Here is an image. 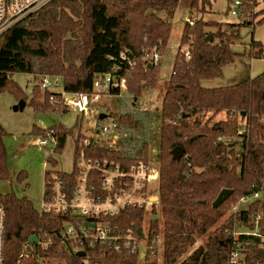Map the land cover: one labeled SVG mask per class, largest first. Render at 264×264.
Instances as JSON below:
<instances>
[{"label":"trees","instance_id":"obj_1","mask_svg":"<svg viewBox=\"0 0 264 264\" xmlns=\"http://www.w3.org/2000/svg\"><path fill=\"white\" fill-rule=\"evenodd\" d=\"M251 2L246 0L250 8ZM180 3L181 0H50L0 36V90L9 87L36 110L56 112L62 107L60 93L41 89L43 76L60 78L67 93H91L94 80L105 73L124 78L125 90L135 101L132 107L123 103L120 112L111 114L120 130L118 142L114 146L92 143L85 150L125 166L145 163L151 157L153 116L148 108L140 107L138 99L146 88L158 84L161 59L150 64V56L154 50L161 57L165 53L172 18ZM211 5L212 0H190L189 8L204 13L205 6ZM262 23L264 17L256 22ZM246 24L200 17L184 25L162 105L155 112L160 120L159 200L152 206L150 217L145 207L133 205L114 216L102 217V222L109 225L112 240L85 246L86 255L80 257L66 230L70 222L78 221L76 216L41 212L27 196L0 192L6 217L3 264H41L43 260L64 264H159L160 248L162 264H231L235 242L244 250L241 264H264L261 236L241 233L233 237L237 228L253 230L258 214L259 231H264V199L257 197L248 209L233 212L242 199L264 192V70L227 86L203 85L205 80L222 77L224 67L236 62L240 53L233 47L240 40V28ZM213 27L216 30H210ZM248 57L264 59L261 41L252 39ZM16 73L34 77L31 98L14 81ZM118 93L119 89H111L107 94ZM52 94L55 101L50 100ZM223 111L227 117L215 120ZM239 116L245 117L244 126ZM49 128L57 130L56 150H62L74 130L62 124ZM44 130L36 127V137ZM7 134L0 122V181L12 177ZM82 137L79 132L75 139L73 170L46 169L45 182L56 173L73 186L75 157ZM177 146L185 149L180 160L172 157ZM26 178L24 171L17 175L19 183ZM224 188L233 193L218 208L213 207ZM139 228H143V235ZM33 235L38 239L31 244ZM198 239L202 244L189 254ZM43 242H47L46 247Z\"/></svg>","mask_w":264,"mask_h":264},{"label":"rangeland","instance_id":"obj_2","mask_svg":"<svg viewBox=\"0 0 264 264\" xmlns=\"http://www.w3.org/2000/svg\"><path fill=\"white\" fill-rule=\"evenodd\" d=\"M235 1L237 0H212L211 8L205 6L206 12L203 13L197 9L191 10L189 8L190 0H181L180 6L174 13L171 37L166 51L161 57L158 84L155 88H146L143 97L138 99V102L142 103L140 107L144 109L148 108L153 116V123L150 129V133L153 136L150 143V153L152 166L156 169L159 168L157 138L160 120L158 114L155 112L162 105L165 87L180 46V39L187 17L192 22L200 17H203L205 20L221 23L246 24L248 22L240 28V40H237L233 47L234 51L240 53L236 62L224 67V75L222 77L203 81L204 86L218 87L235 84L247 78L255 77L264 70V59L248 57L253 38L264 42V23L256 24V22L264 17V14L261 13L264 10V0H253L250 4L251 8L246 5V0H242V5L244 4L242 6L243 10L237 14H232L231 6ZM255 24L256 26L254 27ZM210 30L214 31L216 27L210 28ZM13 79L23 88L29 98L33 96L35 80L32 74L16 73ZM60 82H62L61 79ZM53 89L60 91L62 86L52 87L49 90ZM20 100L22 99L18 98V95L9 87L0 90V122L8 132L5 137V144L9 153V167L12 173L10 180L0 181V192L7 193L14 191L18 196H27L37 208L40 207L43 199L45 170H60L64 172H71L73 170L75 139L79 132L89 136L93 135V131L89 125L102 126L109 124L110 118H112L111 114L120 112L123 103H127L132 107L131 104L135 101L124 88L121 95H103L98 102L92 104L90 114L83 115L75 109L69 110L63 106L59 107L56 112L38 111L29 103V100L22 109L15 110L14 107L19 104ZM102 113H106L108 116L105 119H100L99 115ZM226 117L227 114L223 111L215 117V120L225 119ZM239 121L244 126L246 119L244 116H239ZM57 124H62L66 128L74 130L72 134L68 135L64 148L54 152L51 148L37 145V137L34 133L35 128H46ZM22 171L26 172L27 178L22 183H19L17 175ZM158 182V179L154 180L149 188L151 189L149 193L152 195L153 201H156V197L158 196L156 192ZM258 198L264 199V192L260 193ZM254 199L255 197H249L239 201L236 205L237 211L248 209ZM147 211L148 217H150L151 208L148 207ZM233 212L235 211L233 210ZM147 219L145 231L149 220ZM246 229L240 227L236 231H246ZM201 244L202 239H198L189 254ZM142 248H144V244H142ZM157 258L159 264H162L161 248L158 251ZM41 264H64V262L58 261L56 263L55 261L43 260Z\"/></svg>","mask_w":264,"mask_h":264},{"label":"built area","instance_id":"obj_3","mask_svg":"<svg viewBox=\"0 0 264 264\" xmlns=\"http://www.w3.org/2000/svg\"><path fill=\"white\" fill-rule=\"evenodd\" d=\"M49 1L0 0V36L20 19L39 10ZM239 11H242V0L235 1L231 6L232 14H237ZM187 20L193 23L189 17ZM184 51L189 57L188 48ZM160 59V53L154 50L150 56V64H157ZM60 85L62 86V83L59 78L48 75L43 76L40 81V87L43 90ZM124 88V78H117L111 73H105L94 80V90L91 93H67L63 86L60 91L54 89L50 91L60 93L64 108L75 109L83 115H89L92 104L98 102L105 92L107 94L111 89H119L118 95H121ZM55 99L56 96L52 94L50 100L55 101ZM89 126H91L93 135L82 134L83 137L79 141V150L75 157L77 173L73 186H70L69 179L66 177H60L53 173L50 179L45 182L43 199L39 207L41 212L76 216L78 221L70 222L66 226V230L72 247L77 251L84 250L85 246L93 247L97 243L102 245L112 240L109 225L102 222V217L114 216L127 205L152 208L155 203L158 204L159 200L157 196L156 201H153V197L149 193L151 183L156 179L159 181V168L156 169L152 166L151 157L145 163L127 166L107 157H95L91 153L89 154V151L86 152L85 148L97 142L114 146L120 138V130L112 118H110L109 124ZM58 142L57 130L46 127L44 132L37 136L36 144L51 148L55 152ZM258 196V193L254 195L255 198ZM234 211L237 212V207L234 208ZM260 218L261 215H256L253 230L235 231L233 237L237 238L241 233H253L261 236L264 240V231L260 232L258 227ZM5 221V210L0 205V264H3ZM85 222L94 225L86 226ZM42 245L46 247L47 242H43ZM235 245L230 255V263L241 264L244 250L240 243L235 242Z\"/></svg>","mask_w":264,"mask_h":264},{"label":"water","instance_id":"obj_4","mask_svg":"<svg viewBox=\"0 0 264 264\" xmlns=\"http://www.w3.org/2000/svg\"><path fill=\"white\" fill-rule=\"evenodd\" d=\"M208 38L211 40V36H208ZM26 105V101L24 99L20 100L19 104L16 105L14 108L15 110L22 109ZM242 115H245L243 112ZM108 115L106 113H102L99 115L100 119H105ZM185 155V149L182 146H177L172 150V157L175 160H180ZM233 193L232 189L224 188L220 191L216 199L213 201L212 205L215 208H218L223 202H225L229 196ZM158 198V197H157ZM262 208H263V215H264V201L262 202ZM157 218V217H154ZM84 225H94L93 223L85 222ZM68 228V227H67ZM138 232L140 235H143V228H139ZM38 239L37 235H33L30 238V243L34 244ZM77 255L80 257H84L86 255L84 250L77 251ZM144 253H142L141 257H143ZM84 264V263H83Z\"/></svg>","mask_w":264,"mask_h":264},{"label":"crops","instance_id":"obj_5","mask_svg":"<svg viewBox=\"0 0 264 264\" xmlns=\"http://www.w3.org/2000/svg\"><path fill=\"white\" fill-rule=\"evenodd\" d=\"M188 18V17H187ZM187 18H186V21H187ZM260 41V40H259ZM261 43L263 44V48H264V42H262L261 41ZM187 47L185 46L184 48H183V50H185ZM261 73V72H260ZM41 128H43V127H41ZM45 128V127H44ZM44 189H45V184H44ZM43 192H44V190H43Z\"/></svg>","mask_w":264,"mask_h":264}]
</instances>
